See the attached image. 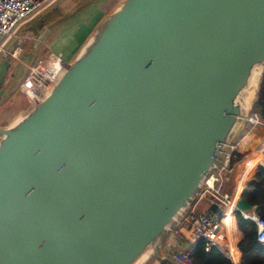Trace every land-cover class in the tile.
Instances as JSON below:
<instances>
[{
	"label": "water",
	"instance_id": "water-1",
	"mask_svg": "<svg viewBox=\"0 0 264 264\" xmlns=\"http://www.w3.org/2000/svg\"><path fill=\"white\" fill-rule=\"evenodd\" d=\"M263 67L264 0H119L0 126V264L157 257ZM240 193L237 208L255 210Z\"/></svg>",
	"mask_w": 264,
	"mask_h": 264
},
{
	"label": "crops",
	"instance_id": "crops-1",
	"mask_svg": "<svg viewBox=\"0 0 264 264\" xmlns=\"http://www.w3.org/2000/svg\"><path fill=\"white\" fill-rule=\"evenodd\" d=\"M82 1L54 0L44 10L23 22L14 35L0 49V126L12 122L29 106L28 100L22 97L16 88L25 76L27 66L39 54L40 45H47L48 50L40 53L38 58L57 55L64 61L71 60L86 38L93 32L99 21L119 2V0H89L80 4ZM86 4L89 6L81 13L82 16L80 18L76 19L72 16L77 9ZM52 12H56V14L60 13V15L52 21L44 22L45 16ZM60 24L63 26L59 27ZM45 27L49 29L42 39L38 41L36 37ZM64 44L67 47L63 48L61 46ZM16 46H18V52L16 56H12L10 51ZM9 54L12 56V59L9 57ZM46 60L47 58H45ZM244 124L245 121L243 120L241 129ZM248 128L246 131L247 134L251 129H254L257 135L254 136L253 134L248 136L246 133L241 135V139H239L235 148L241 153V157L251 150L264 134L263 127L256 125ZM231 142H234V138ZM236 170L227 176L225 188L229 185L228 190L233 189L237 174ZM189 204L195 205L201 211L211 210L209 196L207 194L197 193ZM226 231L229 238L237 245L241 237V231L236 226L235 217L231 219L230 216L227 219ZM197 240L193 237L182 219L177 217L168 227L166 235L157 249L158 256L152 255L142 264H165L169 261L168 255L170 252L185 249L191 252L195 248Z\"/></svg>",
	"mask_w": 264,
	"mask_h": 264
},
{
	"label": "built area",
	"instance_id": "built-area-1",
	"mask_svg": "<svg viewBox=\"0 0 264 264\" xmlns=\"http://www.w3.org/2000/svg\"><path fill=\"white\" fill-rule=\"evenodd\" d=\"M54 0H0V49L11 38L19 26L48 7ZM18 46L12 49L11 55L16 56ZM57 55L40 58L38 63L31 68L21 83V90L29 103L42 98L52 87L58 75L42 88L36 85L38 97L33 99L26 91L28 87V77L33 73L41 61L45 58L53 59ZM245 123L252 126H264V120L260 118L258 111L248 109L244 115ZM236 148L234 142H230L225 150L221 152L219 161L208 171L204 177L198 193L207 194L211 205L210 211L198 210L195 205H187L180 211V217L186 224L193 237L203 240L204 250L214 247L232 264H240V250L227 235L225 218H234L235 211H239L243 218L254 222L256 228V239L264 248V217L256 214L255 210L241 211L236 206V198L242 189V184L254 172L258 165L264 166V134L259 138L254 147L246 152L239 160L232 161V151ZM217 159V160H218ZM239 166V167H238ZM236 168H238L236 170ZM236 170L235 183L232 190L225 188L227 176ZM176 217V218H177ZM169 261L165 264H196L189 250H175L169 253Z\"/></svg>",
	"mask_w": 264,
	"mask_h": 264
},
{
	"label": "trees",
	"instance_id": "trees-1",
	"mask_svg": "<svg viewBox=\"0 0 264 264\" xmlns=\"http://www.w3.org/2000/svg\"><path fill=\"white\" fill-rule=\"evenodd\" d=\"M60 13L52 12L45 16L44 22L54 20ZM251 109L258 111L260 118L264 120V69L258 80V87L253 98ZM241 153L234 149L232 160L239 159ZM230 186L228 185L227 188ZM226 188V189H227ZM241 196L251 204L256 205L255 212L264 217V166L258 165L251 175L246 188L242 189ZM237 228L241 231V237L237 242L240 250V264H264V248L256 239V228L252 220L243 218L239 211L234 214ZM191 256L196 264H232L214 247L204 250L203 240L198 239L195 248L191 251Z\"/></svg>",
	"mask_w": 264,
	"mask_h": 264
},
{
	"label": "bare ground",
	"instance_id": "bare-ground-1",
	"mask_svg": "<svg viewBox=\"0 0 264 264\" xmlns=\"http://www.w3.org/2000/svg\"><path fill=\"white\" fill-rule=\"evenodd\" d=\"M63 66L64 63L60 57H54L52 60L47 58L45 62L41 61L33 73L28 77L27 93L33 99H36L39 96L36 85L39 83L48 84L51 79H54L58 75ZM49 67L53 70L51 75L44 72ZM229 217L230 215L225 218L226 222Z\"/></svg>",
	"mask_w": 264,
	"mask_h": 264
},
{
	"label": "rangeland",
	"instance_id": "rangeland-1",
	"mask_svg": "<svg viewBox=\"0 0 264 264\" xmlns=\"http://www.w3.org/2000/svg\"><path fill=\"white\" fill-rule=\"evenodd\" d=\"M97 1V0H96ZM89 4V3H88ZM88 4H86L85 6H83V7H81V8H79V9H77L76 10V12H74L73 14H72V16L73 17H75L76 19H78V18H80L82 15H81V13L82 12H84V10L86 9V8H88L87 6H89ZM91 4V3H90ZM63 25H59V27H62ZM59 27H57L58 29H59ZM75 41V40H74ZM74 41H73V43H74ZM30 43V42H29ZM72 43V44H73ZM72 44H70V45H72ZM69 45V46H70ZM63 48H65V47H67L65 44L64 45H61ZM68 46V47H69ZM71 47V46H70ZM46 50H48V46L47 45H40V48H39V54L37 55V57L35 58V60H33V62H31L27 67V72H26V74H25V76L27 75V74H29L30 72H31V68H33L34 67V65L35 64H37L38 63V61H39V59L40 58H38L39 57V55H40V53H42L43 51H46ZM11 52V51H10ZM9 57H11V59H12V56L9 54ZM10 59V58H9ZM43 62H45V60L43 61ZM65 62H67V61H65ZM263 69H264V67L262 68V70H261V72L259 73V75H258V77H257V87H258V80H259V78H260V76H261V74H262V72H263ZM45 72L46 73H48L49 75H51L52 74V72H53V70H52V68L51 67H49V68H47V70H45ZM24 76V77H25ZM23 77V78H24ZM21 83H22V80L19 82V84H18V87L16 88L17 90H18V92L20 93V95L22 96V97H25V95H24V93H23V91L21 90ZM42 88H45V86H46V84H43V83H40L39 84ZM257 90V89H256ZM256 90H255V93H256ZM255 93L253 94V98H254V96H255ZM252 101H253V99H252ZM251 104H252V102H251ZM251 104L249 105V108H251ZM257 126H259V125H257ZM248 127H251L249 124H247V123H245L244 125H243V128L241 129V126H240V128L237 130V133H236V135H235V137H234V144H237L238 143V141H239V139H241V135L242 134H244V133H246V131L249 129ZM260 127H263L264 128V126H260ZM262 132V131H261ZM261 132H259V133H261ZM247 134V133H246ZM254 134V136H256L257 135V133H255V131H254V129H251L250 131H249V133L247 134L248 136H250V135H253ZM221 157V156H220ZM219 161V159L217 160V162ZM226 188H227V186H226Z\"/></svg>",
	"mask_w": 264,
	"mask_h": 264
}]
</instances>
